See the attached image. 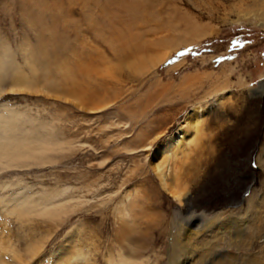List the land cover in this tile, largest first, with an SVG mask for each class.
<instances>
[{
  "label": "rangeland",
  "instance_id": "obj_1",
  "mask_svg": "<svg viewBox=\"0 0 264 264\" xmlns=\"http://www.w3.org/2000/svg\"><path fill=\"white\" fill-rule=\"evenodd\" d=\"M0 34L29 48L0 63V115L56 145L45 164L0 169V238L25 255L0 250L7 264H54L71 242V264H169L191 212L240 221L251 201L246 245L223 250L264 264V0H0ZM198 109V142L161 155ZM159 163L188 203L163 188ZM19 197L74 209L18 218Z\"/></svg>",
  "mask_w": 264,
  "mask_h": 264
},
{
  "label": "bare ground",
  "instance_id": "obj_2",
  "mask_svg": "<svg viewBox=\"0 0 264 264\" xmlns=\"http://www.w3.org/2000/svg\"><path fill=\"white\" fill-rule=\"evenodd\" d=\"M31 84L33 83L25 80L23 77L16 76V88L19 90L29 89ZM220 97L216 98L212 104L222 105L225 98L222 96ZM208 110L209 109H198L190 112L185 121L182 122L180 128H178V131L170 137L168 142H166L164 149H161L159 153L162 155L165 150L168 151L169 149L175 153L180 149L185 140L197 143L198 135H201V133L203 134L202 122L204 121L205 114ZM19 126L20 125L14 115L9 117L0 115V169L2 170L15 167L22 162V164H24L23 166H28L30 160L39 164H45L50 161L48 155L49 152L56 150V145L41 139L43 137L39 138V136H37L38 134H36L37 132L25 133ZM57 146L61 149V145ZM155 169L161 179L163 188L180 204L188 203L189 201L186 196H188L189 193H186L185 189H181V186L177 182V173H174L173 171L168 172V170L165 169L164 163L157 164ZM180 176L181 175H179V177ZM20 198L22 197L12 199L18 204L13 206L11 210H7L10 215L15 214L18 218H28L38 214L45 218L49 217L53 221H57V219H60L63 215L68 214V212L74 209V206L69 205L70 202L66 197L64 201H61L56 205H50L52 203L48 202V200H51L50 197L48 200H43L42 203L46 204L44 206H42L41 203L32 202L33 200L30 201L29 198H25L21 203L22 199ZM6 201H8V203L3 207L9 205L10 200ZM192 209L193 208L191 207L190 210ZM125 211L130 213L128 207L123 206L120 208L119 213L121 216L125 217ZM222 214L223 213L212 216L210 214L202 213L201 215H196L194 212H191L187 219L183 220V223L185 222V227H182L180 233L173 239L171 244L173 255L169 258V264H262L257 257L243 256L238 259L233 256H228L226 250H223L225 244L229 245V247H236L238 250L246 245L243 236L248 233L250 228H252L255 220L259 219H257L258 207H256L253 201H251L246 216L240 221L234 220V218L240 216L238 215L241 214L239 212L238 214L234 212L231 217H224ZM121 227L120 232H122V235L120 242L128 241L129 231L123 226ZM10 237L9 239H11ZM3 239L0 238V250L2 252L14 253L19 260L24 258L25 255L19 254L22 250L15 249L13 243H10V240L6 239V241ZM71 243L72 244H70L69 248L65 247L66 249H60L55 253L54 264H71L75 258L81 256L80 251H75V246L73 245V242ZM43 247L44 246L40 243L30 245L24 250V254H29V257H26L24 261L35 258ZM122 262L125 264L128 263V260H123ZM21 263L22 262L20 261V264ZM0 264H7L1 254Z\"/></svg>",
  "mask_w": 264,
  "mask_h": 264
},
{
  "label": "snow or ice",
  "instance_id": "obj_3",
  "mask_svg": "<svg viewBox=\"0 0 264 264\" xmlns=\"http://www.w3.org/2000/svg\"><path fill=\"white\" fill-rule=\"evenodd\" d=\"M29 51L28 45L23 43L15 47L11 46L7 39L0 34V63H8L13 57L27 55Z\"/></svg>",
  "mask_w": 264,
  "mask_h": 264
}]
</instances>
